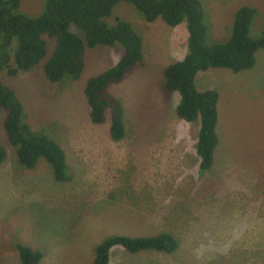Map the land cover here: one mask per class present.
Instances as JSON below:
<instances>
[{"label":"rangeland","instance_id":"rangeland-1","mask_svg":"<svg viewBox=\"0 0 264 264\" xmlns=\"http://www.w3.org/2000/svg\"><path fill=\"white\" fill-rule=\"evenodd\" d=\"M45 1L21 0L17 12L37 17ZM198 1L209 43L228 38L242 5L256 11L249 36H264V0ZM113 17L142 37L140 62L108 86L122 106L126 132L120 140L108 135L109 111L102 123L91 122L83 92L88 78L117 63L120 46L85 47L79 77L51 83L42 64L54 41L44 35L46 55L38 66L14 76L0 70V82L20 97L24 122L60 143L71 176L55 181L42 158L33 169L22 167L0 108L6 152L0 165V264H20L17 243L40 252L39 264H90L94 248L109 236L160 233L176 239L175 251L130 253L115 245L108 264H264V50L255 52L247 70L209 68L195 76L198 89L219 94L218 144L212 165L201 171L195 151L200 121L177 118L179 94L163 88L164 69L187 51L184 22L145 21L125 2L105 21Z\"/></svg>","mask_w":264,"mask_h":264},{"label":"trees","instance_id":"trees-1","mask_svg":"<svg viewBox=\"0 0 264 264\" xmlns=\"http://www.w3.org/2000/svg\"><path fill=\"white\" fill-rule=\"evenodd\" d=\"M20 1L0 0V70L6 69L10 76L41 63L46 55L44 35L54 41L51 55L42 64L44 77L51 83L64 77H79L84 67L85 47L118 45L123 50L115 65L88 78L83 89L93 124L102 123L109 111L108 135L112 140L123 138L126 124L121 103L108 92V86L120 82L125 73L140 62L142 37L121 17H113L109 24L105 18L117 3L125 2L145 21L152 22L159 17L169 26L184 22L187 51L182 59L164 69L163 88L166 92L179 94L175 108L177 118L185 122L199 119L195 144L198 167L201 171L210 168L218 144L219 94L215 89H198L195 76L209 68L240 72L254 66L255 52L264 50V36L259 39L249 36L250 23L256 12L254 7L239 6L234 12L228 38L209 43L204 13L198 0H46L43 13L37 17L18 13ZM261 19L263 22L264 1ZM0 108L5 111L4 131L9 143L15 147L20 165L33 169L42 158L51 167L55 181L71 180L60 143L44 134L43 129L35 130L24 122L19 95L1 82ZM5 155L0 146V165ZM115 245L130 253L146 249L172 253L178 247L176 239L166 233L145 237L113 235L94 248L90 264H108L109 251ZM15 246L20 264L40 263V252L22 243Z\"/></svg>","mask_w":264,"mask_h":264}]
</instances>
